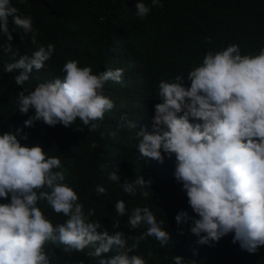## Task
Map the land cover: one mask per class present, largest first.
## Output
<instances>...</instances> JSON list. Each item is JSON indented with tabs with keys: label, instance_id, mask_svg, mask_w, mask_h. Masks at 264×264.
<instances>
[{
	"label": "clouds",
	"instance_id": "9594fccd",
	"mask_svg": "<svg viewBox=\"0 0 264 264\" xmlns=\"http://www.w3.org/2000/svg\"><path fill=\"white\" fill-rule=\"evenodd\" d=\"M23 2V0H21ZM161 6V0H151ZM151 12L142 0L136 4V15L143 20ZM9 18L20 39L30 36L36 50L16 59L13 52V32ZM31 16H21L11 0H0V36L8 43L6 53L15 62L4 65L3 71L13 73L15 83L23 88L33 70L45 67L55 52V46L40 45L38 31ZM210 43L211 38H205ZM62 77L38 84L33 91L23 88L16 96L17 112L27 115L24 122L31 128L36 121L49 127L62 125L71 128L77 120L96 132L105 114L115 108L114 102L103 95L107 82L122 83L124 70L108 69L93 74L91 67H80L79 61L68 60L61 69ZM152 128L138 130L135 122L127 121V128L135 130L139 158H149L163 164L165 157H175L174 178L182 185L187 203L195 214L190 217L180 211L175 220L178 228L190 223L189 231L198 237V244L210 245L232 235V243L248 253H258L264 247V47L258 54H241L239 45L223 50L208 51L199 66L177 75L174 81L161 80L157 85ZM118 126L110 135L118 136ZM79 131H84L83 127ZM23 129L0 135V264H51L45 245L51 243L66 254L83 252L97 264H146L139 255H129L141 241L151 237L161 246L172 239L163 230L148 207H133L130 211L123 200L116 202L117 217L127 216L130 231L140 227V235L104 228L92 221L94 209L84 211L77 193L63 183L61 160L45 153L42 147L23 146L28 135ZM20 135V139H18ZM92 148L96 144L91 145ZM118 170L108 179L118 183L130 196L149 198L153 181L143 175L121 184ZM106 188L97 186V196H104ZM46 204L66 219L53 224L37 207ZM119 229L117 219L112 225ZM181 230L179 235H183ZM132 241L131 246L128 242ZM115 252L114 255H108ZM151 256V253H149ZM174 264H183L182 257H173ZM195 264V262H193Z\"/></svg>",
	"mask_w": 264,
	"mask_h": 264
},
{
	"label": "trees",
	"instance_id": "16d2710c",
	"mask_svg": "<svg viewBox=\"0 0 264 264\" xmlns=\"http://www.w3.org/2000/svg\"><path fill=\"white\" fill-rule=\"evenodd\" d=\"M139 0H11L21 16H31L33 28L38 31L40 45L55 46V52L45 67L30 74L23 88L33 91L38 84L62 77L61 69L68 60L79 61L80 67H91L93 74L108 69L124 70L122 83L109 81L103 95L110 98L115 108L105 114L96 132H89L77 120L73 127H49L36 121L31 128L24 122L35 115L17 112V94L23 88L15 83L13 73L3 71L4 65L15 62L12 53L3 45L6 37L0 36V135L23 129L28 140L23 146H40L45 153L61 160L63 183L71 187L84 205L85 213L95 210L92 221H99L100 231H124L140 235L142 226L130 231L127 216L117 217L114 206L123 200L130 211L133 207H148L157 220H163V230L172 239L167 246L149 237L140 242L129 255L141 256L146 264H174L173 257H182L183 264H264V247L251 254L232 243V235L210 245L198 244V237L189 231L190 223L178 228L175 216L185 211L194 217L187 196L174 178L175 157H165L163 164L149 158H139L135 130H129L127 121L135 122L138 130L151 131L157 85L161 80L174 81L177 75L187 77L188 71L202 63L208 51H219L229 45H239L241 54H258L264 47V0H161V6H152L151 0H142L151 12L141 20L136 15ZM13 32V52L16 59L31 55L36 47L30 36L20 39L9 18ZM210 37L211 42L205 38ZM125 124L113 138L110 133ZM83 127L84 131H79ZM18 135V139H20ZM95 143L96 147L91 145ZM118 170L121 184L143 175L153 181L149 198L133 197L125 193L118 183L109 181V174ZM97 186L106 188L104 196H97ZM0 199V203H7ZM45 217L54 225L65 217L55 214L46 202H38ZM119 219V229L112 225ZM183 235H179L180 231ZM132 241L128 242L130 247ZM46 253L51 264H97L83 252L64 253L56 245L47 243ZM151 253V256H149ZM115 252L108 255H114Z\"/></svg>",
	"mask_w": 264,
	"mask_h": 264
}]
</instances>
